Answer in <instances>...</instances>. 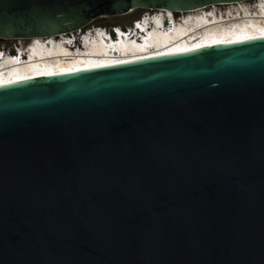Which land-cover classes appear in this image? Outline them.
<instances>
[{
  "label": "water",
  "instance_id": "water-1",
  "mask_svg": "<svg viewBox=\"0 0 264 264\" xmlns=\"http://www.w3.org/2000/svg\"><path fill=\"white\" fill-rule=\"evenodd\" d=\"M253 0H0V42ZM0 264H264V39L0 87Z\"/></svg>",
  "mask_w": 264,
  "mask_h": 264
},
{
  "label": "bare ground",
  "instance_id": "bare-ground-1",
  "mask_svg": "<svg viewBox=\"0 0 264 264\" xmlns=\"http://www.w3.org/2000/svg\"><path fill=\"white\" fill-rule=\"evenodd\" d=\"M261 1L262 0H253L247 3L213 6L200 10H195L192 12L181 13L177 16V19H186L190 17L192 20L197 18L200 14L212 13L213 15H216V17L219 19L227 20L226 22H220V25L213 26L211 29H214L215 31L209 30L208 32H205V29H207L205 27H202L201 29H195L198 24L194 23L193 30L190 26H187L183 29H179L177 32L178 36L176 37H174L173 34L162 36L166 38V42L168 43V45H164V42L161 41L160 38L155 37L147 38L144 43L145 45H143L139 49H132L126 44L121 43L117 46L118 52L115 53V55H113L112 53L108 54V52L104 50V45H96L94 48L91 49L86 48L85 50L88 52L83 55V57L79 55V58L76 59L73 58L68 60H61L60 55H64V57H67L71 55V50L65 48L62 43H58L57 41L63 42L64 39H68L72 36L76 38L81 33L80 31L70 35H62L56 39L51 38L27 40L31 41V43L26 47L31 48V57H33L31 61L33 64L28 67L15 69L17 71V74L13 76L9 75L10 73L6 74V72H4L3 70V72L0 73V87L15 84L18 82H24L35 78L75 74L78 72H86L98 68H107L132 62L143 61L148 58L174 56L177 54L194 52L185 51L186 49L191 48H196V51H198L200 49L212 46L236 44L228 43V41H249L248 39H246V37H260L262 34H264V18L262 16L256 15L255 17L248 18L254 23L255 21H258V25H261L257 31L251 33H244L241 36L237 35V33V36H230V34L224 35L223 33H218V31L224 30V33H227V30L224 29V26L232 23L230 19H232L236 15L241 17L242 15L250 16L253 14H257ZM224 11L227 14H225ZM156 13H158L157 15L161 14L160 16L163 18H165V16H171L173 17V19L175 18L170 12L157 11ZM244 21L248 22L249 20ZM154 23L155 25H158L160 22L156 20ZM191 30L193 31V33L191 32ZM182 35L185 36L184 40L178 41L177 37H181ZM204 35H208V38L204 39ZM218 41H223V43H218ZM44 43L46 44L43 45ZM147 43H150L152 46H147ZM200 45H205V47H199ZM85 50H83V52ZM165 53L174 54L166 55ZM97 65L104 66L99 67ZM13 67L14 66H10V69H12ZM48 73L53 74L49 75ZM9 81L16 82L9 83Z\"/></svg>",
  "mask_w": 264,
  "mask_h": 264
},
{
  "label": "rangeland",
  "instance_id": "rangeland-1",
  "mask_svg": "<svg viewBox=\"0 0 264 264\" xmlns=\"http://www.w3.org/2000/svg\"><path fill=\"white\" fill-rule=\"evenodd\" d=\"M225 12V11H224ZM158 13L156 12H146V11H136L134 13L125 15V16H120V17H116V18H102L99 19L97 21H95L94 23H92L88 28H86L85 30H83L81 33H85L88 30H91L93 28H101L104 26H107V29H111V28H122L124 30H127L129 28H131L132 24L134 22H136L137 18H139V20H141L142 18L146 17V16H150V15H157ZM225 14H227L225 12ZM224 14V15H225ZM31 43V41H5V42H0V48L4 49V50H12L15 47H26Z\"/></svg>",
  "mask_w": 264,
  "mask_h": 264
},
{
  "label": "snow or ice",
  "instance_id": "snow-or-ice-1",
  "mask_svg": "<svg viewBox=\"0 0 264 264\" xmlns=\"http://www.w3.org/2000/svg\"><path fill=\"white\" fill-rule=\"evenodd\" d=\"M248 40H254V39H264V34H262L260 37L255 36H248L246 37ZM240 41H228V43H237ZM218 43H223V41H218ZM199 47H205V45H200ZM196 48L186 49L185 51H196ZM166 55H172L174 53H165ZM99 67H103L104 65H97ZM79 70V69H78ZM49 75H52L53 73H48ZM16 81H9V83H15Z\"/></svg>",
  "mask_w": 264,
  "mask_h": 264
},
{
  "label": "trees",
  "instance_id": "trees-1",
  "mask_svg": "<svg viewBox=\"0 0 264 264\" xmlns=\"http://www.w3.org/2000/svg\"><path fill=\"white\" fill-rule=\"evenodd\" d=\"M136 20L138 21V20H139V18H137ZM101 28L107 29V26H104V27H101Z\"/></svg>",
  "mask_w": 264,
  "mask_h": 264
}]
</instances>
